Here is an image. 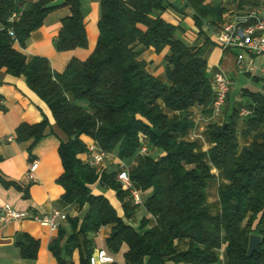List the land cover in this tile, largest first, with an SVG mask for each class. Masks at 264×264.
<instances>
[{
  "label": "trees",
  "instance_id": "1",
  "mask_svg": "<svg viewBox=\"0 0 264 264\" xmlns=\"http://www.w3.org/2000/svg\"><path fill=\"white\" fill-rule=\"evenodd\" d=\"M52 1L0 0V69L22 77L50 111L64 137L58 147L61 200L79 210L86 206L82 218L66 219L70 234L63 244L60 229L51 243L57 263L89 264L96 235L108 226L106 251L115 255L125 246V264H264V95L244 92L250 101L246 116L237 105L222 123L204 122L208 148L203 150L192 133L201 126L197 119L210 114L211 77L202 48L187 46L176 37L178 27L163 19L170 7L166 0H99L94 49L85 60L72 57L60 73L46 58L28 57L14 46L24 48L53 10L44 9ZM184 1L197 28L207 24L216 30L223 24V8ZM64 6L70 13L61 19L56 50L84 49L80 0H64ZM165 48L164 74L154 76L142 54ZM47 126L46 119L21 124L16 141L32 140L31 150ZM91 143L124 163L141 205L121 188L117 169L92 168L80 158ZM213 182H218L214 211L207 199ZM95 183L115 192L123 218L104 196L91 193ZM140 206L147 216L136 229L132 222ZM250 234L261 240L248 258ZM31 245L24 254L29 259L37 250Z\"/></svg>",
  "mask_w": 264,
  "mask_h": 264
},
{
  "label": "crops",
  "instance_id": "2",
  "mask_svg": "<svg viewBox=\"0 0 264 264\" xmlns=\"http://www.w3.org/2000/svg\"><path fill=\"white\" fill-rule=\"evenodd\" d=\"M19 1L27 5L36 0ZM166 1L170 7L163 13V19L178 27L176 37L187 46L202 48V56L207 62L208 74L210 73L212 76V72L217 68L224 71L230 80V89L232 79L239 76H246L257 83L261 81L259 69L264 64V59L246 55L243 67L250 63L253 69L251 72H241L236 64V51L223 50L214 41L213 34L219 31L221 24L216 30L207 24H203L199 29L193 21L194 12L185 7L184 0ZM205 3L224 9L221 17L222 23L251 5L264 13V0H205ZM80 5L87 38L86 48L65 52L56 50L55 40H57L61 19L70 13L64 4L47 14L42 26L30 35L24 48H20L18 44L14 45L15 48L28 57L46 58L52 70L57 73L64 70L72 57L85 60L96 45L100 4L99 0H80ZM167 52V48L159 54L148 49L142 54V58L147 63V70L154 76H163L165 69L163 59ZM245 91L264 95V83L257 90L241 89L236 101L231 106L229 103L230 90L226 107L223 108L225 118L231 115L233 107L241 104L245 108L249 104V99L244 96ZM43 119L48 121L44 137L31 150L32 140L16 141L15 132L19 125H34ZM63 138L55 126L50 111L29 90L24 79L11 76L4 69H0V209L9 206L15 211L26 212L29 216H44L54 210H59L66 215V219L82 218L86 206L79 210L78 207L66 205L61 200L63 188L57 179L62 173V164L58 155V147ZM80 158L85 160V155H80ZM33 160L38 161V167L34 180L30 181L27 178V172ZM115 162L116 160L114 164ZM90 189L92 194L104 196L117 215L123 218V211L114 191L103 188L99 183L93 184ZM57 223V229L50 230L30 218L0 221V264H58L50 251V245L59 236V229L64 232L60 242L62 245L70 234V226L67 220H59ZM109 234L110 227L108 226L98 231L95 250H106L105 239ZM32 243L37 244L36 256L29 259L24 257V254L30 249ZM72 261L78 262L77 251L73 253ZM115 263L117 264V261Z\"/></svg>",
  "mask_w": 264,
  "mask_h": 264
},
{
  "label": "built area",
  "instance_id": "3",
  "mask_svg": "<svg viewBox=\"0 0 264 264\" xmlns=\"http://www.w3.org/2000/svg\"><path fill=\"white\" fill-rule=\"evenodd\" d=\"M15 17L16 15L13 14L11 19ZM213 38L223 50L236 51V64L241 72H251L253 69L251 64L247 63L246 66L243 67V61L246 55L264 59V13L255 6L247 7L244 11L230 16L222 24L219 31L213 34ZM259 73L261 81L264 83V64L261 65ZM211 77L214 97L209 106L210 114L208 116H201L199 120L197 119L198 123L200 121H216L223 110L230 91V80L224 71L217 68L212 72ZM249 113V110L242 108L239 114L241 116H246ZM202 129V126H200L199 131ZM192 136L200 137L194 132ZM146 151V147H142L140 149V154H145ZM113 157L112 154L104 152L96 146V144L91 143L87 147L85 162L92 168L100 169L105 161ZM113 159L116 160L115 163L118 165L116 180L120 183L123 190L129 192L133 204L141 205L142 196L140 192L133 187L126 166L116 157ZM37 167L38 161H31L27 172V178L30 181L34 180ZM25 218H30L32 221L46 226L50 230H56L58 227L57 222L59 220H66V215L59 210H54L49 215L29 216L26 212L15 211L9 206H4L0 209V221H17ZM115 262L114 256L105 249H97L89 257V264H114Z\"/></svg>",
  "mask_w": 264,
  "mask_h": 264
},
{
  "label": "rangeland",
  "instance_id": "4",
  "mask_svg": "<svg viewBox=\"0 0 264 264\" xmlns=\"http://www.w3.org/2000/svg\"><path fill=\"white\" fill-rule=\"evenodd\" d=\"M209 76L211 77L210 73H209ZM261 86H262L261 81H259L258 83L253 82L250 78H247L246 76H239L237 78H233L231 81V89H230L231 90L230 100H229L230 106L236 101L237 96L239 94V91L241 89L247 88L248 90L253 91V90H257ZM226 103H227V99H226L224 107H226ZM240 107L244 108L241 104H240ZM224 109L222 110L220 116L216 119V123H222L224 121V119H225L224 113H223ZM204 122H206V121H204ZM204 122L200 121V124H201L203 130L206 126V123H204ZM242 124H243V122H242V120H240L239 121V127H238L239 130L242 128ZM203 130L198 131L197 134H199L200 137H195V138L200 141V144L202 145V149L206 150L208 148V144L205 142V139L202 135ZM239 142H240V145L245 144V140L242 137L239 138ZM112 155L114 156V154H112ZM113 158H115V156ZM113 158L105 161L104 164L100 167V169H102V167L107 168V169L108 168L117 169L116 167L118 165L116 163L114 164L115 159H113ZM213 172L216 173L215 171H213ZM217 186H218V182H213L207 188V199H208V202L212 205L213 211L217 208ZM145 216H147L146 211L143 207L140 206L137 213H136L135 220L132 222V225L137 229L138 226L140 225L142 218ZM124 251H125V246L122 247V249L119 253L114 255V258H116L117 264H125L123 257H122V254Z\"/></svg>",
  "mask_w": 264,
  "mask_h": 264
},
{
  "label": "water",
  "instance_id": "5",
  "mask_svg": "<svg viewBox=\"0 0 264 264\" xmlns=\"http://www.w3.org/2000/svg\"><path fill=\"white\" fill-rule=\"evenodd\" d=\"M64 4L63 0H54L44 6L45 10H51L54 8H57ZM55 43L57 44V40H55ZM226 125H224L225 127ZM75 136H73L71 139H74ZM260 236L256 234H250L248 237V246L246 251V256L249 258L252 256V254L256 251H258L259 245H260Z\"/></svg>",
  "mask_w": 264,
  "mask_h": 264
}]
</instances>
